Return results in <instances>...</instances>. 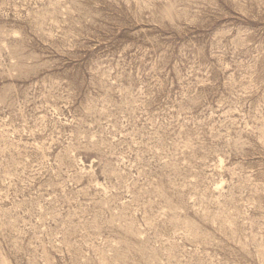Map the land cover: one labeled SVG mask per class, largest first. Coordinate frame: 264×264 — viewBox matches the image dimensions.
<instances>
[{"label":"rangeland","instance_id":"obj_1","mask_svg":"<svg viewBox=\"0 0 264 264\" xmlns=\"http://www.w3.org/2000/svg\"><path fill=\"white\" fill-rule=\"evenodd\" d=\"M0 264H264V0H0Z\"/></svg>","mask_w":264,"mask_h":264}]
</instances>
